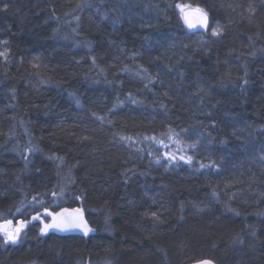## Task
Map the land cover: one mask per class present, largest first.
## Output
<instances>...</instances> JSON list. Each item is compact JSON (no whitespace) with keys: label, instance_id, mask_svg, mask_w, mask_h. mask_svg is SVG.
<instances>
[{"label":"trees","instance_id":"trees-1","mask_svg":"<svg viewBox=\"0 0 264 264\" xmlns=\"http://www.w3.org/2000/svg\"><path fill=\"white\" fill-rule=\"evenodd\" d=\"M175 2L206 8L227 26L223 37L196 40L169 7ZM4 41L13 64L1 75L0 212L50 191L67 175L57 172L75 165L71 191L85 190L83 207L95 231L39 238L33 222L20 245L0 248V264H189L206 257L218 264H264V0H0ZM37 56L46 65L40 77L31 67ZM245 63L249 84L242 94L237 77ZM125 66L131 71H121ZM141 66L147 78L137 75ZM49 77L62 88L39 83ZM65 89L74 90L81 106ZM129 92L142 103H131ZM118 99L123 103L113 109ZM109 107L111 123L92 116ZM169 126L188 129L180 135L184 153L168 139ZM22 129L46 154L63 156L65 167L58 170L42 151L29 156L32 170L22 171L21 152L29 146ZM198 132L211 133L213 142L187 149ZM17 146L21 151H13ZM149 151L186 153L194 163L156 164ZM211 161L219 168H199ZM60 206L81 205L66 197ZM145 212H157L163 222ZM237 236L243 244L233 243Z\"/></svg>","mask_w":264,"mask_h":264},{"label":"snow or ice","instance_id":"snow-or-ice-1","mask_svg":"<svg viewBox=\"0 0 264 264\" xmlns=\"http://www.w3.org/2000/svg\"><path fill=\"white\" fill-rule=\"evenodd\" d=\"M103 3V0H101ZM82 7L81 4L77 5V8ZM169 7H173L178 10L179 12V19L182 20L183 25L187 27L189 30H203L205 34L210 31L211 36L215 38H222L227 26L224 24H221L219 21H213L212 17L210 16L209 11L200 6H193L190 3L186 2H175L172 5H169ZM231 7V6H230ZM4 10H7L8 5H3ZM247 11L250 14L255 13V8L250 4L248 6ZM73 19L76 21L77 27L80 23V18L76 15H73ZM103 19H108V13H103ZM114 23L119 22V17H115L113 19ZM69 23H71L69 21ZM58 30H54V33ZM73 32L77 31V28L72 29ZM201 40L203 41V36L201 37ZM249 40H251V37H249ZM5 45H7V41L3 42ZM85 46L91 49V41L85 42ZM9 49L5 47L3 51H0V58H3L5 62H8L9 60ZM259 51L264 52V48L260 49ZM250 55L254 56L255 52L251 53ZM92 64L95 67L96 66V58L93 56L92 58ZM31 67L35 70V75L37 77L41 76V69L46 68V65H43L41 63L40 57H33V62ZM243 76L237 77V80H239V88L241 90V93H245L248 84H249V74L247 71V63L243 65ZM121 71H131L128 66H125L121 69ZM137 75H143L145 78L148 76V70L143 68L142 66L137 70ZM181 77L184 75L183 72L180 73ZM226 77L231 81V73H226ZM225 80V76H221L220 83L223 84ZM151 83V80L149 81ZM39 83L41 85H51L53 83L56 84V87H60L59 81H53L50 77L49 78H41L39 80ZM147 87V85H145ZM11 96L13 99H15L16 96V90L10 89ZM198 92H204L205 89L203 87H199L197 89ZM69 95L73 98L77 106L80 105V98L75 92H70ZM164 96H167L168 93H163ZM127 99L131 101L133 104L142 103V101L137 100L131 92L128 93ZM202 99V98H201ZM123 101L117 100V104L113 105V109H115L119 104H122ZM160 107L164 108L165 105L161 102ZM113 109H109V111H112ZM210 115V114H209ZM92 116L96 117V119L100 121H104L105 117L98 115L96 112H92ZM23 123V121L21 122ZM111 123V121H109ZM245 125L247 127H251L252 125L248 124V122H245ZM201 127H207L203 124V122H200ZM211 127L216 126V122L213 120L210 124ZM261 128H264V125L260 126ZM25 132L27 134V129H25ZM169 132H173V136H169L168 139L174 142L175 144L181 146L179 151L180 153H184L185 146L182 145L180 135L181 133L187 134L188 129L182 128L180 129V132H174V130L169 126ZM233 135L236 134V130L233 129L232 132ZM239 139V137H237ZM81 140H88L90 137L83 136L80 138ZM121 140L133 142L131 137L121 136ZM144 140L148 141H155L157 144L167 148L168 145L164 143L163 139H157L155 136L151 137H143ZM202 140H207L208 144H211L213 142V138L211 137V133H207V135L204 132H198L197 133V139L195 141H192L190 143L186 144L187 149H197L198 146L201 144ZM134 143V142H133ZM221 144L227 143V140H221ZM28 147L21 152V156L24 160L25 168L22 169V171L27 170L28 164L30 163L29 156L34 155L37 152H42L43 150L39 148L38 145L33 144L31 139L28 141ZM19 146L13 149V151H18ZM139 151V149L137 150ZM261 152L264 153V148L261 149ZM148 155L153 158L154 162L156 164H160L162 160L166 161L167 165H175L178 166L180 162H183L187 165H192L194 163V156L188 155V154H174L170 151H165L163 154V157L160 155H154L153 152L149 151ZM47 158L52 161H58L56 167L57 169H61L62 165L65 163V158L63 156L57 155L55 153H48ZM261 160H264V155H261ZM219 164L216 161H211L209 164L200 163L199 168H219ZM75 167V165H72L68 168L67 175L63 178L62 183H58L57 185H53L52 189L50 191H47L45 193H36V195H33L31 199H27L25 196L24 199H22L18 205L10 206L6 212H0V218H2V222H0V248L7 249L8 247L17 246L20 245L23 241V239L26 237V231L29 229L30 225H33V222H37L38 232L37 236L39 238L45 237L49 235V233L53 232H75L79 231L83 233L84 236H88L89 233H92L95 231L93 227H91L85 218V208L83 207V202L87 199V194L84 189H80L79 194H76L75 192H72L71 189L76 185V180L74 176L72 175V170ZM37 172H39V169H36ZM131 171V169L126 170ZM143 174V173H142ZM57 175L60 176V171L57 172ZM17 181H20V176L17 175ZM45 196L49 197L51 200V204H49L45 200ZM70 198L74 203H79L81 206L79 207H61V203L65 201V198ZM55 206V207H53ZM183 203L181 204V210H183ZM55 208H59V210H55ZM232 211H236L235 209H232ZM17 214L21 218L17 219L15 224L13 223V219L7 218L8 216L16 217ZM239 214V213H237ZM144 215H150L154 221L156 222H163L160 219V215L157 212H145ZM109 219L110 217L105 218V225L110 230L109 225ZM34 226V225H33ZM233 243L243 244V240L237 236L233 239ZM195 264H218V262L214 258H202L195 261Z\"/></svg>","mask_w":264,"mask_h":264},{"label":"rangeland","instance_id":"rangeland-1","mask_svg":"<svg viewBox=\"0 0 264 264\" xmlns=\"http://www.w3.org/2000/svg\"><path fill=\"white\" fill-rule=\"evenodd\" d=\"M191 33H194V34H196V35H198L199 37L198 38H196V40H201V37L203 36V41H205L206 39H207V36L209 37V36H211V33H210V31H208V33L207 34H205V32L204 31H196V32H193V31H190ZM202 41V40H201ZM0 45H1V48H0V51H3L4 49H5V47L7 48V49H9V47H8V43H7V45H5L4 43H2V42H0ZM10 50V49H9ZM10 51H9V60H8V62H5L4 60H3V58H0V88L2 89V86L3 85H5V82H3V84H1L2 83V80H1V75H8V72L7 71H5V69L7 70V67H8V65H12L13 64V59H12V57H10ZM61 87V86H60ZM62 88V87H61ZM66 90V94H67V97L68 98H72L70 95H69V93L70 92H74V90H71V89H65ZM113 103V102H112ZM109 109H111V107H109L106 111H103V112H96L98 115H100V116H104V115H106V117H105V119H107V121H105L106 123H109V121H111L112 120V118L111 117H109L108 116V114L111 112V111H109ZM28 131H27V134H26V132H25V129L23 130L22 129V131H21V134H23L24 135V142H26V143H28V141H29V137L30 136H28ZM29 135H32V134H30L29 133ZM31 140L33 141V142H35V137L32 135L31 137ZM203 141V143H207L208 144V142H207V140H202ZM36 143V142H35ZM19 151H21V150H19ZM47 154H48V152H47ZM47 154L43 151L42 153H41V155L42 156H44V157H46L47 156ZM51 162L53 163V164H56L57 165V163H58V161H52L51 160ZM33 165H34V162H32V164H28V170H32V168H33ZM56 165H55V167H56ZM65 167V165H62V167L61 168H64ZM59 170H62V169H59ZM67 172H68V170L67 171H65V172H63L62 174H60L61 176L62 175H65V174H67ZM215 203H218V202H215ZM193 263V262H192ZM190 264V263H189Z\"/></svg>","mask_w":264,"mask_h":264},{"label":"water","instance_id":"water-1","mask_svg":"<svg viewBox=\"0 0 264 264\" xmlns=\"http://www.w3.org/2000/svg\"><path fill=\"white\" fill-rule=\"evenodd\" d=\"M191 31H193V32H196V31H203V30H191ZM85 218L87 219V217L85 216ZM2 222V221H1ZM13 223H14V220H13ZM68 233H75V234H81V235H83V233H81V232H79V231H75V232H68ZM190 264H195V262H193V263H190Z\"/></svg>","mask_w":264,"mask_h":264}]
</instances>
